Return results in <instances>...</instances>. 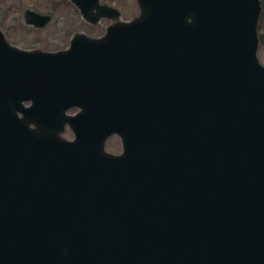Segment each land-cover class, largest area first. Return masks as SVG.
<instances>
[{"label": "water", "instance_id": "water-1", "mask_svg": "<svg viewBox=\"0 0 264 264\" xmlns=\"http://www.w3.org/2000/svg\"><path fill=\"white\" fill-rule=\"evenodd\" d=\"M141 2L59 54L0 29V264H264L261 1Z\"/></svg>", "mask_w": 264, "mask_h": 264}, {"label": "rangeland", "instance_id": "rangeland-1", "mask_svg": "<svg viewBox=\"0 0 264 264\" xmlns=\"http://www.w3.org/2000/svg\"><path fill=\"white\" fill-rule=\"evenodd\" d=\"M109 4L122 12L123 20H132L140 14L134 0H111ZM28 9L47 13L53 20L43 29L29 26L24 15ZM111 24L113 22L109 19H103L96 25L88 23L70 0H0V26L11 42L23 49L64 50L76 33L97 37L104 34ZM262 36L259 58L264 64V27ZM64 136L70 139L71 133L67 131ZM113 141L115 143L111 142L108 149L120 152L118 140Z\"/></svg>", "mask_w": 264, "mask_h": 264}, {"label": "bare ground", "instance_id": "bare-ground-1", "mask_svg": "<svg viewBox=\"0 0 264 264\" xmlns=\"http://www.w3.org/2000/svg\"><path fill=\"white\" fill-rule=\"evenodd\" d=\"M167 40H168V38L166 36H164V38H160V43H165V42H167ZM168 63H172V61L168 59ZM25 106H26V108H30L32 105H30L29 103H26ZM20 116L23 117L22 115H20ZM32 118H33V116H31L29 118V120L27 121V124L28 125L34 124L35 126L38 125L39 122H40V120L38 118H35L33 120ZM34 125H31V127L34 128L35 127ZM167 131L170 132V125H168V126L165 127V132H167ZM110 143L111 142H107L106 145H105L106 146V149L109 150L108 152H111V150L108 149V145H110ZM186 146L188 147V142L186 143ZM37 177L38 176L36 175L35 178L37 179ZM37 181H38V179H37ZM107 185L112 186L113 183L112 182H109ZM101 187L103 189H105L103 187V184L101 185ZM55 221H56V223H55V226L54 227H56L57 230H66L67 227L69 226L68 222L65 219L61 218V217H55ZM99 228H100V225L99 224H97V223H95L93 221H86V228H85V230H95L96 232H100V229ZM78 236H79V234L78 233H75L73 237H67V238H65V240L66 241H70L72 238L75 239ZM83 237H85V233H83ZM73 244H74V242H73ZM60 263H62V260L59 258L58 264H60Z\"/></svg>", "mask_w": 264, "mask_h": 264}, {"label": "trees", "instance_id": "trees-1", "mask_svg": "<svg viewBox=\"0 0 264 264\" xmlns=\"http://www.w3.org/2000/svg\"><path fill=\"white\" fill-rule=\"evenodd\" d=\"M263 7H264V1H263ZM262 24H264V15H263V18H262ZM262 26L264 27V25H262ZM262 26H261V29L263 28ZM261 39H262V36H261Z\"/></svg>", "mask_w": 264, "mask_h": 264}, {"label": "flooded vegetation", "instance_id": "flooded-vegetation-1", "mask_svg": "<svg viewBox=\"0 0 264 264\" xmlns=\"http://www.w3.org/2000/svg\"><path fill=\"white\" fill-rule=\"evenodd\" d=\"M138 8H139V6H138ZM140 10V9H139Z\"/></svg>", "mask_w": 264, "mask_h": 264}]
</instances>
